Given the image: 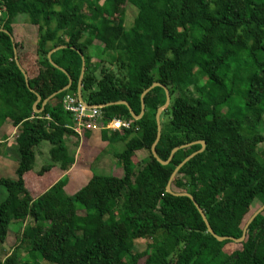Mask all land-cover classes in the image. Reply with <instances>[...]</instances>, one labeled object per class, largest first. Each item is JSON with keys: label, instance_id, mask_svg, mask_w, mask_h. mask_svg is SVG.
Returning <instances> with one entry per match:
<instances>
[{"label": "trees", "instance_id": "obj_1", "mask_svg": "<svg viewBox=\"0 0 264 264\" xmlns=\"http://www.w3.org/2000/svg\"><path fill=\"white\" fill-rule=\"evenodd\" d=\"M120 2L136 10L128 28L124 18L113 19ZM0 9V126L8 120L18 128L15 179L0 178L6 191L0 245L12 224L18 237L0 264H264V209L242 242H218L189 198L166 193L175 168L200 144L179 149L168 165L151 153L164 86L170 104L162 113L168 122H160L157 157L166 161L176 147L205 144L178 170L172 192L193 197L218 237L242 236L258 209L243 225L242 214L255 200L264 205V0H0ZM25 17L37 26V61L48 71L47 81L37 84L40 91L27 87L15 62L12 25ZM92 45L116 55L121 78L101 68L100 60L92 64ZM68 77L70 87L59 93ZM80 80L81 98L101 107L104 124L114 118L132 122L128 130H100L106 144L100 154L111 155L122 176L94 173L68 196L63 174L46 190L39 180L33 189L41 193L34 197L24 176L33 172L35 147H50L49 163L36 177L55 167L66 173L73 164L65 138L75 123L62 98L77 97ZM154 83L160 86L144 96L140 120L115 104L126 102L138 116L140 96ZM137 151L148 154L141 165ZM145 238L151 239L147 249L133 254L135 241Z\"/></svg>", "mask_w": 264, "mask_h": 264}, {"label": "rangeland", "instance_id": "obj_2", "mask_svg": "<svg viewBox=\"0 0 264 264\" xmlns=\"http://www.w3.org/2000/svg\"><path fill=\"white\" fill-rule=\"evenodd\" d=\"M136 15V10L133 7L127 6L124 3H116L115 7H114V12H113V19L118 20L119 17L124 18V25L126 28L130 27L132 22H133V18ZM26 18V17H25ZM26 20L28 21V19L26 18ZM28 23V22H27ZM37 27V26H36ZM35 28V30L37 31V28ZM90 55L92 56V61L94 63H96L97 61H102V63L100 64L101 68H104L105 71L110 72L111 75H113L114 77L121 78L122 73L119 71V67L117 65L116 61V55L113 53H109L108 51L103 53L101 51V49L99 50L96 45H92L90 48ZM117 54V53H116ZM98 75H100V71L99 69L96 72ZM123 74H125V71L123 72ZM192 80V79H191ZM204 84V80H200L199 81V85H203ZM188 92H190L191 94H193L194 98L197 97V93L196 91L193 89L192 86L188 87L187 89ZM243 92H241L242 94ZM58 103V100H57ZM170 104V101H169ZM169 106V105H168ZM167 108H165L163 112H165ZM227 108L225 107L223 109L222 112H226ZM162 113L160 114V122L162 124H166L168 122V115L164 114L162 115ZM264 116V114H263ZM103 119H101L102 121ZM263 129L261 128L262 134L264 135V117H263V125H262ZM99 132V131H95V130H84L82 135L84 136L83 139V144L81 145L80 140L81 136H76L73 138V140L71 141L72 146L69 145L68 150L70 151V149H72L74 152H78V160L76 161V168L79 169V171H84L83 173L85 174V178L83 179V183L91 177V175L93 173L97 174V175H105V176H122V170L120 168V164L112 157H110V161L113 162L112 167L110 166V164L108 163L107 165L104 164L102 165V163L99 162H94L96 161V157L99 155L100 151L105 149V147L103 148V146H106V144H103V141L98 140V136L97 138L94 136H90L89 132ZM118 132V131H117ZM12 135V134H11ZM13 137H11V143H14V145H16V134L12 135ZM86 136V138H85ZM88 136V137H87ZM90 136V137H89ZM100 137V136H99ZM88 138V139H87ZM13 145V144H12ZM7 148V149H6ZM10 147H6L4 146V144H0V178L4 177V178H9V179H15V169H13V167H7V165L10 166V158L14 157L15 158V154H13L11 156V154H8V150ZM15 148V147H14ZM11 148V149H14ZM49 145L47 143H41L39 146L34 148L35 153L38 150V160L35 161L34 165H33V172L26 174L25 176V180H26V184L27 186L31 185V190H35L33 189V186L38 187V181L39 180H44L46 181L48 178H53L55 177L58 173V168H55L54 170H51L49 173L46 174V177L43 178H39L36 177V174L40 168L46 164L49 163V155H48V151H49ZM117 149L119 150V145L117 144ZM260 149L263 151L264 150V144L260 145ZM7 150V151H6ZM68 151V152H69ZM120 151V150H119ZM77 156V155H76ZM104 155H102L101 157H98V160L100 158H102ZM146 156H148L147 152L142 151L141 153L138 154V156L135 157V162H141V160H143L144 158H146ZM259 159H263L262 154H259ZM7 158L9 159L7 162L6 161V165L1 164V162H3V160H7ZM103 162V161H102ZM115 162V163H114ZM12 164H17V160L15 159L13 162H11ZM141 165V164H140ZM140 167V166H139ZM96 168V170H94ZM110 168V169H109ZM91 170V172H89ZM104 170V172L102 171ZM37 171V172H36ZM91 173V174H90ZM44 182H40V184H42ZM82 183V184H83ZM66 186V185H65ZM45 190V189H44ZM34 197L37 196V194L33 195ZM6 198V191L3 187H0V203ZM261 207V204L259 202H257V200L254 201V203L250 206V208L248 209L247 212L243 213L241 216V224L243 225L244 223H246V221L248 220L249 216L251 215L252 212H255L257 209H259ZM17 226L16 225H11L10 227V231L7 235V239L6 242L3 245H0V258L4 259L7 255H9L11 253V251L13 250V247L16 246L17 244V237L18 235L16 234L17 232ZM151 243V239L150 238H145V239H139L137 241H135L134 243V247L132 249V253L133 254H141L142 252H144L147 249L148 244ZM236 243V242H235ZM20 257L22 258V260H24L26 258V250L25 249H21L19 251ZM38 264H48L44 261H40V263ZM138 264H145V262H143V260H141Z\"/></svg>", "mask_w": 264, "mask_h": 264}, {"label": "crops", "instance_id": "obj_3", "mask_svg": "<svg viewBox=\"0 0 264 264\" xmlns=\"http://www.w3.org/2000/svg\"><path fill=\"white\" fill-rule=\"evenodd\" d=\"M27 22L28 21L26 20V18H19L17 20V22H15L12 25V40L16 44H18V48H17L18 51L16 50V56H17L18 62L20 64V67L25 71L27 81H28V86L31 85L33 87V89H35V90L37 89L40 91V88L38 87V85H40L42 83L43 79L45 81H47L48 76H45V73L46 72L48 73V71H46L44 68L40 67L38 64V61H37L36 44H37V40H38V31H36L34 28L36 26L31 25L29 22L28 23ZM43 105L44 104H42V107H43ZM17 131H18V128L12 127V124L9 123L8 120H7V122H5V124L0 126V144H4V146L10 147V148L15 147L14 149H12L11 152H8V154H11V156L14 154V150H16V148H17V146L14 145V143H11V137H13L12 135H14ZM89 134H90V136H94L96 138L98 136L99 142L101 141V139L99 137L100 136L99 132L94 133L91 131V132H89ZM76 136H78V135L74 132L72 136L65 138V143H66L67 148H69V145L72 146L71 141ZM85 138H86V136H85ZM83 139H84V136L81 137V140H80L81 145L83 144V142H82ZM103 144H105V143L103 142ZM104 147L105 146H103V148ZM141 152L142 151H137V152H135V155L138 156V154ZM34 153H35V151H34ZM68 153H69V157L72 158V161H73V164L71 165L69 170L66 173H64L58 169L59 170L57 172L58 174L55 177L47 179L46 181H44L45 183H42L40 185L41 190H44V189L46 190V188L48 189L50 186H52L53 183H55L58 179H60L63 176V174H65V176L68 178L67 184L63 189L64 193L68 196L73 195L76 191H78L83 185H85L87 183V180L83 183V179L85 178V174L83 173L84 171H79V169L76 168V166H75L76 161L79 159L78 158L79 153L74 152L72 149H70V151ZM101 156H102V154L99 153V155L95 158L96 161H94V162L100 161L99 163H102V165H104V164L107 165L109 163L110 166L112 167L113 162L110 161V157H112V156L111 155H104L102 158H100L98 160V157H101ZM15 159L16 158H14V157L10 158L11 162H13ZM8 160H9L8 158H7V160H3V162H1L2 166H3V164L6 165V161L9 162ZM36 160H38V150L35 153V161ZM11 162L9 163L10 166L7 165V167H13V169H15L17 167V164H14V163L12 164ZM55 168H57V167H55ZM54 169H52V170H54ZM94 170H96V168ZM102 171L104 172V170H102ZM89 172H91V170ZM25 176H24V179H25ZM45 177H46V175L44 174L40 178H45ZM32 193L36 194V193H41V192L39 190L38 191L32 190Z\"/></svg>", "mask_w": 264, "mask_h": 264}, {"label": "water", "instance_id": "obj_4", "mask_svg": "<svg viewBox=\"0 0 264 264\" xmlns=\"http://www.w3.org/2000/svg\"><path fill=\"white\" fill-rule=\"evenodd\" d=\"M58 49V48H57ZM56 49H54V50H52L51 52H49V54H48V59H49V57H50V55H51V53L53 52V51H55ZM14 55H15V62H16V64L19 66V62H18V59H17V56H16V50H15V48H14ZM80 56H81V59H82V69H81V76H82V74L84 73V61H83V56L80 54ZM20 67V66H19ZM21 68V67H20ZM24 72V71H23ZM24 77H25V82H26V85H27V87H29L28 86V81H27V77H26V74H25V72H24ZM71 83H72V80L68 77V85L64 88V89H62L59 93H62V92H64L65 90H67L69 87H70V85H71ZM80 83H81V80L79 81V87H78V92H77V97H78V99L80 100V101H82L83 102V99L81 98V94H80ZM158 86H160L158 83H154V84H152L151 85V87H149L148 89H146L142 94H141V96H140V101H141V112H140V114L138 115V116H135L132 112H131V110H130V108H129V106H128V104L126 103V102H123V101H120V102H117V103H115V104H122V105H124V106H126L127 108H128V110L130 111V115H131V117L134 119V120H140L141 119V117H142V115L144 114V96L150 91V90H152L154 87H158ZM162 88L164 89V91H165V96H166V100H165V104L162 106V107H160L158 110H157V112H156V117H155V119H156V124H157V136H156V140L154 141V143L152 144V146H151V153H152V156L160 163V164H162V165H168L169 163H170V161L172 160V158H173V155L175 154V152L176 151H178L179 149H183V148H188V147H190V146H192V145H195V144H200L201 145V149L198 151V152H196V153H193V154H190L189 156H187L185 159H184V161L177 167V168H175V170L173 171V173H172V175H171V177H170V180H169V182H168V184H167V186H166V193H168V194H171V195H173V196H177V197H187V198H189L191 201H192V203L194 204V206H195V208L198 210V212H199V214L201 215V217H202V219H203V221H204V223H205V225H206V228H207V231H208V233L210 234V235H212L218 242H223V241H228V240H230V241H233V242H237V243H240V242H242L244 239H245V237H246V233H247V229H248V226H249V224L253 221V219L264 209V205L260 208V209H258L252 216H251V218L248 220V222L246 223V225H245V227L243 228V232H242V236L239 238V239H234V238H230V237H218L217 235H215L214 233H213V231H212V229L210 228V226H209V224H208V222H207V219H206V217H205V215H204V213H203V211L200 209V207L197 205V203L194 201V199H193V197H191L189 194H186V193H184V192H180V193H174V192H172V190H171V183H172V181H173V179L175 178V176H176V173L178 172V170L188 161V160H190L192 157H194L196 154H198V153H201L203 150H204V147H205V144H204V142H193V143H190V144H187V145H183V146H180V147H176V148H174L172 151H171V153H170V155H169V158L166 160V161H161L158 157H157V155H156V151H155V147H156V145H157V143H158V141H159V139H160V133H161V126H160V114L162 113V111L165 109V108H167L168 107V105H169V101H170V97H169V94H168V90L166 89V87H164V86H162ZM39 97H37V100H36V102L34 103V105H33V110H34V112H38L37 110H36V105H37V103L39 102ZM47 100L48 99H46V100H44V102H43V104H45L46 102H47Z\"/></svg>", "mask_w": 264, "mask_h": 264}, {"label": "built area", "instance_id": "obj_5", "mask_svg": "<svg viewBox=\"0 0 264 264\" xmlns=\"http://www.w3.org/2000/svg\"><path fill=\"white\" fill-rule=\"evenodd\" d=\"M2 17V9H0V19ZM63 109L71 114L75 123L74 132L81 136L84 130H103L108 131H121L128 130L132 127L131 120L125 121L122 119H112L108 123L104 124L101 119V107L89 106L84 101H80L78 97L70 94L65 95L62 98ZM136 121V120H135Z\"/></svg>", "mask_w": 264, "mask_h": 264}]
</instances>
